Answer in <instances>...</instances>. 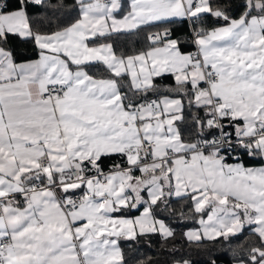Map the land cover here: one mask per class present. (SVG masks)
I'll list each match as a JSON object with an SVG mask.
<instances>
[{
	"label": "snow or ice",
	"instance_id": "snow-or-ice-1",
	"mask_svg": "<svg viewBox=\"0 0 264 264\" xmlns=\"http://www.w3.org/2000/svg\"><path fill=\"white\" fill-rule=\"evenodd\" d=\"M235 7L0 0V264H127L121 241L175 237L157 216L176 214L173 198L200 225L184 233L190 244L247 229L237 264H264V0ZM176 21L194 53L171 27L135 55L101 40ZM14 41L37 58L18 62Z\"/></svg>",
	"mask_w": 264,
	"mask_h": 264
},
{
	"label": "trees",
	"instance_id": "trees-1",
	"mask_svg": "<svg viewBox=\"0 0 264 264\" xmlns=\"http://www.w3.org/2000/svg\"><path fill=\"white\" fill-rule=\"evenodd\" d=\"M72 2L73 0H65V3L69 5ZM241 2L242 0H233L232 15H238L239 10L235 5ZM73 14V10L68 8L59 14V19L53 18L51 24L55 25L61 21L67 22L72 18ZM36 15L39 18L42 14L37 13ZM209 25L219 26L214 21H209ZM44 26L48 27L49 22L44 21ZM164 27H171L173 29L174 38L179 37L181 40L182 50H190L193 47L189 39L190 27L187 22L181 21H176L172 24L145 25L139 30L114 36L110 41H103V38L101 40L102 42L113 43V47L118 55H135L141 51H146L150 47V41L147 39L150 33L161 31ZM10 46L14 49L18 62L37 58L31 44L14 41ZM156 82L165 94H167L166 89L175 87L174 78L170 74L156 78ZM150 98L155 99L156 96L152 95ZM108 164L110 166L111 161ZM252 165H260V163L254 162ZM170 207L176 211L175 215H171L168 210H165L161 206V209L157 212V216L165 220L175 230V237L165 240L160 235L154 234L148 237H140L138 241H121V247L127 264H175L177 261L182 260H190L191 264H209L210 259L215 260L216 264H234L237 262V255L241 252L238 245L243 243L245 239H250L247 229L238 238H233L230 244L212 245L205 242V246L197 247L195 244H190L184 236L186 229L198 226L197 219L191 213H188L186 218H180L179 216L181 210L188 212L187 203L173 198ZM138 213V211H134L129 215H136Z\"/></svg>",
	"mask_w": 264,
	"mask_h": 264
},
{
	"label": "crops",
	"instance_id": "crops-1",
	"mask_svg": "<svg viewBox=\"0 0 264 264\" xmlns=\"http://www.w3.org/2000/svg\"><path fill=\"white\" fill-rule=\"evenodd\" d=\"M182 51H185V52H190V50H182ZM34 59H36V58H34ZM21 62H23V61H21ZM252 166H254V167H259V166H262L261 164L260 165H252ZM77 192L79 193V190H77ZM136 215H139V213L138 214H136ZM133 216H135V215H133ZM200 228V225L198 224V226L197 227H195V228H189V229H186L185 230V232H187V231H189V230H196V229H199ZM184 232V233H185ZM176 264V263H175ZM234 264H237V262L236 263H234Z\"/></svg>",
	"mask_w": 264,
	"mask_h": 264
},
{
	"label": "built area",
	"instance_id": "built-area-1",
	"mask_svg": "<svg viewBox=\"0 0 264 264\" xmlns=\"http://www.w3.org/2000/svg\"><path fill=\"white\" fill-rule=\"evenodd\" d=\"M155 32H157V31H155ZM152 33H154V32H152ZM195 51H196V47H195V45H193V47L190 49V52H193L194 53Z\"/></svg>",
	"mask_w": 264,
	"mask_h": 264
}]
</instances>
